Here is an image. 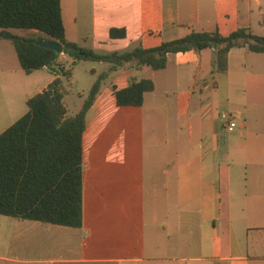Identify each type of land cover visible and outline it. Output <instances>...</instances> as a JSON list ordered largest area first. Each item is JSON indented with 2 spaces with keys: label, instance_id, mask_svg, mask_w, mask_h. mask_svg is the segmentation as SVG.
I'll return each mask as SVG.
<instances>
[{
  "label": "crops",
  "instance_id": "crops-1",
  "mask_svg": "<svg viewBox=\"0 0 264 264\" xmlns=\"http://www.w3.org/2000/svg\"><path fill=\"white\" fill-rule=\"evenodd\" d=\"M62 8L67 39L90 49L125 39L152 48L215 29L264 35V0H62ZM113 28L126 38L112 39ZM4 50L0 134L56 78L66 91L74 81L64 54L68 78L48 68L26 73ZM214 58V49L173 53L164 70H119L130 78L112 86L123 89L150 69L144 78L155 90L141 107L118 106L113 87L104 96L119 71L110 73L87 113L83 226L0 215V264H264V53L235 48L220 74ZM109 68L93 71L89 91ZM147 161H163L162 172Z\"/></svg>",
  "mask_w": 264,
  "mask_h": 264
},
{
  "label": "trees",
  "instance_id": "trees-1",
  "mask_svg": "<svg viewBox=\"0 0 264 264\" xmlns=\"http://www.w3.org/2000/svg\"><path fill=\"white\" fill-rule=\"evenodd\" d=\"M11 29L34 30V35L45 36L26 38ZM126 36L125 28L110 32L112 39ZM42 39L61 44L63 52L38 45ZM0 40L12 42L26 73L48 68L70 77L71 69L60 60L62 54L72 60L71 67L81 61L110 65L108 71L97 76L78 113L70 114L59 77L30 98L28 112L0 134V215L75 228L83 226V137L87 113L110 73L144 67L164 70L169 54L214 49L212 74H220L228 71L229 53L235 48L264 53V35L239 28L229 36H223L218 29L191 31L156 47L141 44L131 51L99 54L67 39L62 0H0ZM113 90L118 106L141 107L146 94L155 90V82L131 78L127 87L119 89L114 85Z\"/></svg>",
  "mask_w": 264,
  "mask_h": 264
},
{
  "label": "rangeland",
  "instance_id": "rangeland-1",
  "mask_svg": "<svg viewBox=\"0 0 264 264\" xmlns=\"http://www.w3.org/2000/svg\"><path fill=\"white\" fill-rule=\"evenodd\" d=\"M11 31L14 34H17L22 37L30 38V37H37V36H45L44 34H37L34 35L31 33L29 30L25 29H11ZM0 44L4 45L5 50L4 53L6 54L8 58V63L9 65L12 64L14 61L15 63H18L17 59V54L14 45L12 44L11 41L4 40ZM141 45L140 42L137 40L133 39H125V40H117L113 41L108 44H96L94 48H92L93 51L99 54H110L113 52H124V51H131L135 49L136 47H139ZM109 64L107 63H101V62H93V61H81L78 62L77 64L73 65V76H74V81L72 83H69L66 81V94H65V101L68 106L70 114H74L77 111H79L82 103L84 102L85 98L89 94V88L90 85L95 78V75L93 74L94 70L98 71H105L108 68ZM148 72H150V69H143L142 74H137L138 78H144L147 77ZM113 78V79H112ZM109 78L104 82V96H107L109 94L110 89H112L113 83H117L118 85L122 86L124 84V80L127 79L129 80L130 76L128 74L124 73V71H119V73L112 77ZM113 82V83H112ZM82 95H85L84 98H81ZM161 100L164 98L161 97ZM175 124V123H174ZM172 129V127H171ZM171 131V130H170ZM169 136H171V133L169 132ZM187 143L186 140H184V145ZM174 143L172 140L168 142V154H171L170 147H172ZM164 150V148H163ZM156 151H154V154ZM160 154L159 152H157ZM161 154H165L164 151L161 152ZM163 161H151L148 162L147 164H150L152 166V172L156 171L157 173L160 171L162 172L163 170ZM161 164V165H160ZM157 167L155 168V166ZM173 197L172 199V204L175 206V196L172 194ZM175 209H173L174 211Z\"/></svg>",
  "mask_w": 264,
  "mask_h": 264
},
{
  "label": "water",
  "instance_id": "water-1",
  "mask_svg": "<svg viewBox=\"0 0 264 264\" xmlns=\"http://www.w3.org/2000/svg\"><path fill=\"white\" fill-rule=\"evenodd\" d=\"M38 45L55 50L57 52H63V46L51 39H42L37 41Z\"/></svg>",
  "mask_w": 264,
  "mask_h": 264
},
{
  "label": "built area",
  "instance_id": "built-area-1",
  "mask_svg": "<svg viewBox=\"0 0 264 264\" xmlns=\"http://www.w3.org/2000/svg\"><path fill=\"white\" fill-rule=\"evenodd\" d=\"M230 119H232V117H230ZM235 128V124L233 121H231L228 125H227V130L229 131H233Z\"/></svg>",
  "mask_w": 264,
  "mask_h": 264
}]
</instances>
